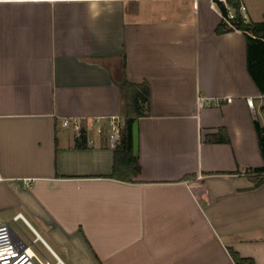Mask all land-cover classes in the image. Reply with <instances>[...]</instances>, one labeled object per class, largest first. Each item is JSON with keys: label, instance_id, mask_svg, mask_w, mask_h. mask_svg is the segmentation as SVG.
Masks as SVG:
<instances>
[{"label": "crops", "instance_id": "crops-1", "mask_svg": "<svg viewBox=\"0 0 264 264\" xmlns=\"http://www.w3.org/2000/svg\"><path fill=\"white\" fill-rule=\"evenodd\" d=\"M219 4L0 0V219L44 264H264V94ZM125 79L151 93L132 182L107 125Z\"/></svg>", "mask_w": 264, "mask_h": 264}, {"label": "trees", "instance_id": "trees-1", "mask_svg": "<svg viewBox=\"0 0 264 264\" xmlns=\"http://www.w3.org/2000/svg\"><path fill=\"white\" fill-rule=\"evenodd\" d=\"M238 7L239 1L231 3ZM223 15H227L226 6L219 4ZM236 29L245 33L248 42L249 54V71L264 94V21L262 22H244L239 15L236 21ZM235 29L228 28L224 23L220 26L218 33L222 34L226 31ZM120 90L125 102V125L121 131L120 144L115 150V163L112 178L132 182L135 177L141 173L139 159L134 152V124L141 118L148 116L150 113V87L147 84H136L125 79L120 85ZM257 136L261 154L264 158V127L258 122L256 123ZM81 143L86 141V136L82 132L79 136ZM255 180V186L264 183V166L252 170ZM236 264H256L252 258L241 257L236 252H231Z\"/></svg>", "mask_w": 264, "mask_h": 264}, {"label": "built area", "instance_id": "built-area-1", "mask_svg": "<svg viewBox=\"0 0 264 264\" xmlns=\"http://www.w3.org/2000/svg\"><path fill=\"white\" fill-rule=\"evenodd\" d=\"M65 1H82V0H65ZM214 2L223 3L227 9V15H223V23L231 29L236 30V21L241 16L244 22H249L247 15V6L244 0H212ZM233 1H239L238 7H235L231 3ZM256 98H248L247 102L251 108L255 117L257 112L255 110ZM99 123V122H97ZM107 125L110 130L109 138L114 147L119 144L121 131L125 125L124 116H113L108 118ZM63 126H72L74 130L80 135L83 127L79 120L66 119L63 121ZM96 132L98 134L104 133L103 124L99 123L96 126ZM22 214L15 218L17 221ZM0 264H44L36 252L28 245L18 242L13 234L11 224L0 219Z\"/></svg>", "mask_w": 264, "mask_h": 264}, {"label": "rangeland", "instance_id": "rangeland-1", "mask_svg": "<svg viewBox=\"0 0 264 264\" xmlns=\"http://www.w3.org/2000/svg\"><path fill=\"white\" fill-rule=\"evenodd\" d=\"M247 6V15L249 20L262 21L264 20V0H244ZM264 103V100H262Z\"/></svg>", "mask_w": 264, "mask_h": 264}]
</instances>
